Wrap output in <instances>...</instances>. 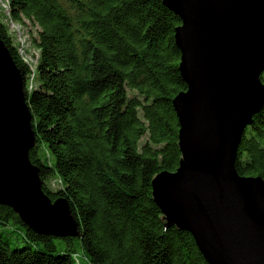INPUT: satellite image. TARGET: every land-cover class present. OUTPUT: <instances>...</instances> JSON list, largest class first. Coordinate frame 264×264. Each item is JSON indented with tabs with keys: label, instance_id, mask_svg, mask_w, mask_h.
<instances>
[{
	"label": "trees",
	"instance_id": "trees-1",
	"mask_svg": "<svg viewBox=\"0 0 264 264\" xmlns=\"http://www.w3.org/2000/svg\"><path fill=\"white\" fill-rule=\"evenodd\" d=\"M3 1L0 39L32 114L28 158L43 193L67 201L79 235L37 234L0 204V264H208L190 233L164 226L152 199V178L180 159L179 19L162 0ZM12 25L26 31L33 64ZM235 169L264 180V107Z\"/></svg>",
	"mask_w": 264,
	"mask_h": 264
},
{
	"label": "water",
	"instance_id": "water-1",
	"mask_svg": "<svg viewBox=\"0 0 264 264\" xmlns=\"http://www.w3.org/2000/svg\"><path fill=\"white\" fill-rule=\"evenodd\" d=\"M186 90L172 106L180 159L151 181L166 228L192 236L208 264H264V180L235 169L247 126L264 107V0H162ZM22 80L0 39V204L40 235L77 237L65 199L43 193Z\"/></svg>",
	"mask_w": 264,
	"mask_h": 264
},
{
	"label": "bare ground",
	"instance_id": "bare-ground-1",
	"mask_svg": "<svg viewBox=\"0 0 264 264\" xmlns=\"http://www.w3.org/2000/svg\"><path fill=\"white\" fill-rule=\"evenodd\" d=\"M13 30L16 32L17 37H18V42L20 44V55L23 57L25 62L29 64H33L34 60L31 57V55L24 49L23 42L25 38H28V36L25 34V32L20 28L15 25H12Z\"/></svg>",
	"mask_w": 264,
	"mask_h": 264
},
{
	"label": "rangeland",
	"instance_id": "rangeland-1",
	"mask_svg": "<svg viewBox=\"0 0 264 264\" xmlns=\"http://www.w3.org/2000/svg\"><path fill=\"white\" fill-rule=\"evenodd\" d=\"M2 2H4L3 0H0V13L1 14H4V16H5V18H6V9L3 7V5H2ZM26 32V31H25ZM30 33H32L31 31H30ZM26 34V33H25ZM30 35H32V34H30ZM23 46H24V49H26V51L28 52V53H32V55H34V50H33V46H31L30 45V42H29V39L28 38H25L24 39V42H23ZM54 183V182H53ZM50 186H51V183H50ZM51 188L53 189V188H55V185H53V186H51ZM16 243H17V245H21L22 244V242H19V241H16ZM55 243H56V245L59 247L60 246V242H59V240H56L55 241Z\"/></svg>",
	"mask_w": 264,
	"mask_h": 264
}]
</instances>
